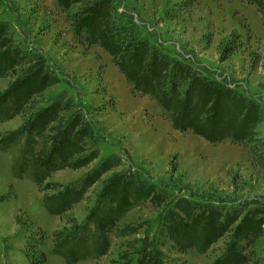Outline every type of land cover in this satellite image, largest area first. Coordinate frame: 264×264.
<instances>
[{
  "label": "rangeland",
  "instance_id": "obj_1",
  "mask_svg": "<svg viewBox=\"0 0 264 264\" xmlns=\"http://www.w3.org/2000/svg\"><path fill=\"white\" fill-rule=\"evenodd\" d=\"M115 1L118 12L132 16L141 37L264 104V16L256 5L246 0ZM87 5L86 0H0V19L9 23L16 43L41 54L61 79L39 96L40 105L72 99L73 112L82 113L95 129L99 157L85 167L58 170L49 180L64 184L78 180L112 154L120 155L123 164L106 172L81 202L60 217L46 211L31 178L14 176L9 152L0 149V264H67L51 252L54 231L83 222L104 181L128 169L168 189L171 197L194 195L226 207L241 202L264 218L262 167L230 139L212 143L174 128L151 95L133 90L107 51L77 38L72 23ZM21 73L18 68L16 76ZM16 76L0 78V91ZM21 122L16 117L0 123V133ZM259 130L264 137V123ZM162 208L143 200L120 224H135L139 234L112 236L108 255L76 264H114L118 252L127 244H138L146 232L157 239ZM38 228L47 236L42 253L30 259L25 253L27 240ZM229 236L205 254L164 249L168 264H211L224 251ZM250 253L254 260L248 264H264V235Z\"/></svg>",
  "mask_w": 264,
  "mask_h": 264
},
{
  "label": "trees",
  "instance_id": "obj_2",
  "mask_svg": "<svg viewBox=\"0 0 264 264\" xmlns=\"http://www.w3.org/2000/svg\"><path fill=\"white\" fill-rule=\"evenodd\" d=\"M246 1L264 16V0ZM86 4L84 14L72 23L77 38L107 51L133 90L151 95L174 128L212 143L230 139L246 148L253 163L264 170L261 101L141 37L132 16L118 12L115 0H86ZM18 68L22 73L16 76ZM8 75L16 77L0 91V123L16 117L22 122L0 133V149L9 152L14 176L31 178L42 193L46 211L62 217L106 172L122 165V157L112 154L70 183L50 181L58 170L85 167L99 157L95 129L82 113L73 112L72 99L40 105L39 96L61 79L41 54L16 43L9 23L0 19V78ZM171 196L168 189L138 170L113 173L104 181L83 222L54 231L51 252L67 264L108 255L112 236L139 234L135 224H120L131 209L149 200L163 207L158 238L146 232L138 244H127L120 250L114 264H168L164 249L176 254H205L228 234L224 251L211 264H248L254 260L251 248L264 235V218H258L257 209L235 201L226 207L214 205L209 198ZM46 236L42 228L29 236L25 253L30 259L32 254L42 253Z\"/></svg>",
  "mask_w": 264,
  "mask_h": 264
}]
</instances>
